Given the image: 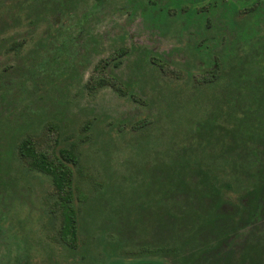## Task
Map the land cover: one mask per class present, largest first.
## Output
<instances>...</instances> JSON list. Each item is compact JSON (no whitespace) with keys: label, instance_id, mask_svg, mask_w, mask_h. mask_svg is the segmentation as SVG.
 I'll use <instances>...</instances> for the list:
<instances>
[{"label":"trees","instance_id":"obj_1","mask_svg":"<svg viewBox=\"0 0 264 264\" xmlns=\"http://www.w3.org/2000/svg\"><path fill=\"white\" fill-rule=\"evenodd\" d=\"M128 1L161 34L183 42L171 58L137 49L138 67L153 69L170 92L163 107L167 128L157 117L115 122L118 133L144 138L137 148L142 179L121 186L106 180L93 184L89 195L76 185V174L86 176L77 143L46 144L43 132L18 140L22 169L50 184L45 207L55 215L60 248L70 254L83 249L74 264H86L88 244L80 240L85 205L94 242L104 236L119 241L104 248V262L92 257L87 264H264V0ZM78 4L86 0H24L1 10L17 16L11 22L23 18L33 33L50 27L43 28L49 35L56 31L50 18H71ZM39 44L33 53L44 48ZM22 45L12 38L0 51L18 53ZM127 53L115 49L94 66L87 94L110 88L139 100L107 70ZM152 125L164 131L152 142L151 156L145 134Z\"/></svg>","mask_w":264,"mask_h":264},{"label":"rangeland","instance_id":"obj_2","mask_svg":"<svg viewBox=\"0 0 264 264\" xmlns=\"http://www.w3.org/2000/svg\"><path fill=\"white\" fill-rule=\"evenodd\" d=\"M23 2L0 0V45L8 48L12 38L23 44L18 53L0 51V264H74L81 260L83 249L73 254L65 252L42 228L46 221L42 208L51 187L45 177L22 169L15 145L27 132L34 137L45 135L43 140L50 145L52 139L60 147L77 143L86 176L76 174V185L88 195L93 184L103 186L106 180L116 186L139 181L137 148L144 138L127 130L118 133L114 123L131 125L157 117L165 130L167 111L163 112V107L167 105L168 88L149 66L138 67L137 49L129 50L118 67L111 64L107 70L128 83L139 100L121 97L110 88L89 95L84 85L94 66L117 48L137 45L141 49L144 45L171 58L179 54L175 49L183 42L179 40L178 44L170 34H161L128 0H86L85 5L78 4L71 18L60 13L50 18L55 33L44 34L43 28H50L45 25L33 33L23 18L11 22L17 16L12 18L7 10H1L5 5L8 8ZM38 43L44 48L33 53ZM72 68L76 71L73 76ZM85 123L89 124L86 129ZM50 124L56 126V131L47 135ZM164 130H154L152 125L145 134L151 149L148 155L154 153L152 142ZM164 145L168 147V141ZM85 207L80 240L81 245L88 244L84 249L88 254L86 264L92 257L104 262L103 256L99 257L104 248L119 241L104 236L97 245L91 238L95 236L89 230ZM99 224L93 226L97 231Z\"/></svg>","mask_w":264,"mask_h":264},{"label":"flooded vegetation","instance_id":"obj_3","mask_svg":"<svg viewBox=\"0 0 264 264\" xmlns=\"http://www.w3.org/2000/svg\"><path fill=\"white\" fill-rule=\"evenodd\" d=\"M90 37V36H89ZM96 43H98L99 44V42H96ZM92 46V45H91ZM143 47L144 48H146L148 51H151V52H153V50L152 49H149V48H147L146 46H144L143 45ZM121 48V47H120ZM125 48V47H124ZM118 49V48H117ZM128 51L129 50H131V51H133V50H135V49H138V47H137V45H135V46H131V47H129V48H126ZM87 51H89V46H87ZM115 51V50H114ZM113 51V52H114ZM92 52H94V51H92ZM112 52V53H113ZM112 53H110V54H112ZM154 53V52H153ZM157 53V52H156ZM109 54V55H110ZM158 54H160V53H158ZM108 55V56H109ZM162 56H165L166 57V53H163V54H161ZM48 198V197H47ZM47 198L45 199V204L43 205V208H42V214L46 217V221H45V224L42 226V228L43 229H45L46 231H48L49 233H50V239H51V241H52V243H54V245H56V246H58L59 244H58V241L56 240V237H55V231H56V225H55V223H56V220H54L53 219V217H55V215L53 216V214H51V212H50V210L49 209H47L45 206H46V200H47ZM19 223H20V221H19ZM21 227H22V225H20V229H21Z\"/></svg>","mask_w":264,"mask_h":264}]
</instances>
